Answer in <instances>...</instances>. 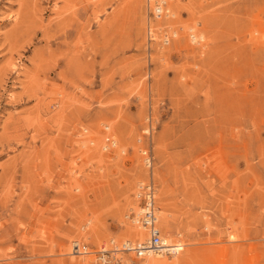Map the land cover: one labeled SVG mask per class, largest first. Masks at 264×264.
Returning a JSON list of instances; mask_svg holds the SVG:
<instances>
[{
    "label": "rangeland",
    "instance_id": "1",
    "mask_svg": "<svg viewBox=\"0 0 264 264\" xmlns=\"http://www.w3.org/2000/svg\"><path fill=\"white\" fill-rule=\"evenodd\" d=\"M170 4L0 0V264H100L149 179L182 248L122 264H264V0Z\"/></svg>",
    "mask_w": 264,
    "mask_h": 264
},
{
    "label": "built area",
    "instance_id": "2",
    "mask_svg": "<svg viewBox=\"0 0 264 264\" xmlns=\"http://www.w3.org/2000/svg\"><path fill=\"white\" fill-rule=\"evenodd\" d=\"M156 3L157 2H154V5H157ZM161 14H162L161 10H158V9L155 10L152 7V15L154 18H158ZM151 31H152L151 27L149 26L148 34L150 36H151ZM163 39L165 40L168 39L167 34H164ZM148 131H149V128L147 127L146 132ZM145 160H146V163L150 165V156L146 157ZM136 196L140 199L141 209H142V212L140 213V215L137 216V220H138V223L148 233V238L144 240L143 242H136L131 245H125L121 243L119 249L121 251L131 250L135 254V256L140 257V258L145 256L146 252L148 251L163 252L167 255H170L173 252L177 254V252L180 251L181 249L178 244L177 245L176 244L166 245L165 243L161 241V231L158 226L157 216H156L155 187H154L153 181L149 179L147 182L140 184L138 186ZM78 247L80 246L79 245L73 246L75 250L78 249ZM119 249L111 250V249H106L105 247H101L99 250H97V259L99 260V263L100 264H115V261H114L115 258L113 256H110L109 253L110 251L118 252Z\"/></svg>",
    "mask_w": 264,
    "mask_h": 264
},
{
    "label": "bare ground",
    "instance_id": "3",
    "mask_svg": "<svg viewBox=\"0 0 264 264\" xmlns=\"http://www.w3.org/2000/svg\"><path fill=\"white\" fill-rule=\"evenodd\" d=\"M153 0H147V3L150 5V7L152 8L153 7V9H158V10H161V15L160 16H163V17H169V18H172V8H171V4H170V2L172 1V0H154V2H157L156 4L157 5H154V2H152ZM148 5V6H149ZM150 25V24H149ZM151 26V25H150ZM152 26H153V29L151 28V35H152V37H153V35L155 34V31H156V29H158V28H156V26L154 25V23L152 24ZM149 27V26H148ZM165 29H167L169 32H170V30L165 26L164 27ZM171 33V32H170ZM172 34V33H171ZM173 35V34H172ZM174 36V35H173ZM164 37V36H163ZM169 39V38H168ZM165 40V39H162V42H165V41H169V40ZM200 41H201V39H200ZM160 44V43H159ZM160 45H162V44H160ZM13 65V64H12ZM146 131H147V127H145L144 128ZM146 159V158H145ZM136 195H137V192H136ZM125 202V201H124ZM127 206V205H126ZM133 207V206H132ZM121 208V207H120ZM125 208V207H124ZM131 208V207H130ZM139 209H138V211L135 213V212H133L134 213V217H130L131 218V220L134 222V221H136L137 222V224H138V226H140V228H130L129 229V232L131 233V235L132 236H136V237H138L140 240H138V241H124V242H122L123 244H125V245H131V244H133V243H136V242H143L144 240H146L147 238H148V233L145 231V229L138 223V220H137V216H139L140 215V213L142 212V209H141V207H138ZM156 208V207H155ZM120 210V209H119ZM156 216H157V222H158V215H157V208H156ZM82 231V230H81ZM146 234H147V236H146ZM146 236V237H145ZM92 237V236H91ZM145 237V238H144ZM86 239V238H85ZM161 241L163 242V243H165L166 245H173V244H178L179 246H181V243L180 242H171V240L168 238V236L166 237V236H161ZM114 244V240H112V239H110L109 240V242L108 243H110L112 246H113V244ZM75 245H79L80 246V242L78 241V240H73V241H71V247H70V253L72 254V255H75L74 253H78V254H81V253H88L89 251L88 250H84V251H81L80 250V247H78V249H74L73 248V246H75ZM82 245V247L85 249L86 248V246L84 245V244H81ZM101 247H105L104 245H101ZM114 247V248H113ZM112 248H110L111 250H117V249H119L120 247H116L115 246V244H114V246H113ZM182 248V247H181ZM119 251H121L120 249H119ZM127 252H132L131 250H129V251H127ZM171 252V251H170ZM118 253L119 252H116V251H110V253H109V255L110 256H113L115 259H114V261H115V264H122L123 262H122V256L121 255H118ZM176 253L175 252H173V253H171L170 255H175ZM164 255H167V254H165V253H163V252H151V251H148V252H146V255L145 256H164ZM149 258H151V259H149L145 264H177L176 262H175V260L174 259H170V260H165V261H161V260H155L154 259V257H149Z\"/></svg>",
    "mask_w": 264,
    "mask_h": 264
}]
</instances>
